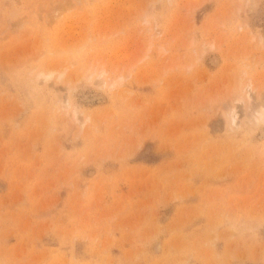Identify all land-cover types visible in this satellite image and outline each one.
<instances>
[{
  "label": "rangeland",
  "instance_id": "1",
  "mask_svg": "<svg viewBox=\"0 0 264 264\" xmlns=\"http://www.w3.org/2000/svg\"><path fill=\"white\" fill-rule=\"evenodd\" d=\"M262 109L264 0H0V264H264Z\"/></svg>",
  "mask_w": 264,
  "mask_h": 264
},
{
  "label": "bare ground",
  "instance_id": "2",
  "mask_svg": "<svg viewBox=\"0 0 264 264\" xmlns=\"http://www.w3.org/2000/svg\"><path fill=\"white\" fill-rule=\"evenodd\" d=\"M127 56H128V55H127ZM127 56H126V57H127ZM213 60H214V59H213ZM211 61H212V60H211ZM212 64H213V63H212ZM218 64H219V60L216 58L215 61H214V64H213V65L215 66V65H218ZM104 75H105V73L103 72L100 76L102 77V76H104ZM85 98H86V97H85ZM87 100H88V102L93 103V102L96 101L97 99H96V97H95V98L93 97V100H92V99H88V98H87ZM262 111H263V109H262ZM75 113H76V112H75ZM262 117H263V119H264V111L262 112ZM234 120H236V118L233 116V121H234Z\"/></svg>",
  "mask_w": 264,
  "mask_h": 264
}]
</instances>
